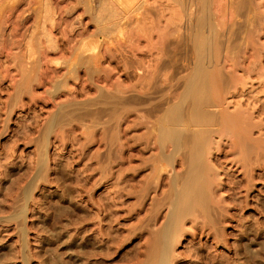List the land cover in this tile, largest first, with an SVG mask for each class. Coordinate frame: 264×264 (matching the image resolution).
<instances>
[{"label": "rangeland", "instance_id": "374dc122", "mask_svg": "<svg viewBox=\"0 0 264 264\" xmlns=\"http://www.w3.org/2000/svg\"><path fill=\"white\" fill-rule=\"evenodd\" d=\"M81 1L0 0V264H153L152 249H161L170 222L165 264H264V0L239 7L223 0H101L99 7ZM206 22L224 41L210 71L228 69L220 68L224 87H212L229 94L220 90L226 103L214 96L205 109L219 114L227 105L236 113L238 106L248 132L243 127L241 139L211 134L205 165L212 166L198 179L204 210L179 221L172 211L189 160L184 145L173 147L164 136L191 140L198 127L184 126L187 102L181 125L165 124V115L179 105L183 77L193 71L190 51L180 64L176 41L205 34L199 27ZM210 170L220 178L211 179Z\"/></svg>", "mask_w": 264, "mask_h": 264}, {"label": "bare ground", "instance_id": "6f19581e", "mask_svg": "<svg viewBox=\"0 0 264 264\" xmlns=\"http://www.w3.org/2000/svg\"><path fill=\"white\" fill-rule=\"evenodd\" d=\"M82 1H85V0H82ZM81 1V2H82ZM90 1V0H89ZM94 3V6L95 7H99L100 5H101V3H102V1L101 0H92ZM112 1V0H111ZM189 1H191V0H189ZM197 1V0H196ZM206 0H201V2H205ZM209 1H211V0H209ZM215 1V0H214ZM219 1V0H218ZM222 1V0H221ZM220 1V2H221ZM225 3L227 2V3H229V6H230V4H233V6H240L239 4L240 3H249L250 2V4H252V2L251 1H253V0H223ZM222 1V2H223ZM256 1V0H255ZM261 1H263V0H261ZM45 2V1H44ZM88 2V1H87ZM104 2H105V0H104ZM103 2V3H104ZM183 2V1H182ZM187 2V1H186ZM191 2H193V1H191ZM198 2V1H197ZM199 2H200V0H199ZM254 2V1H253ZM257 2V1H256ZM255 2V3H256ZM39 4H41L40 2H38ZM43 3V2H42ZM79 3V2H78ZM84 3H86V1L84 2ZM91 3V2H90ZM210 3V2H209ZM239 3V4H238ZM44 4V3H43ZM106 4H107V2H106ZM211 4V3H210ZM213 4V3H212ZM218 4H219V2H218ZM236 4V5H235ZM254 4V3H253ZM109 5V4H108ZM181 5V4H180ZM200 5H201V3H200ZM214 5H215V3H214ZM222 5V4H221ZM223 5H225V4H223ZM48 6V5H47ZM46 6V8H48ZM90 6V5H89ZM88 6V7H89ZM142 6V5H141ZM146 6V5H145ZM212 6V5H211ZM211 6H209V7H211ZM232 6V5H231ZM242 6V5H241ZM44 7L45 6H43V8L42 9H44ZM51 7V6H50ZM71 7V6H70ZM87 7V6H86ZM111 7V6H110ZM110 7L108 6V7H105V8H109L110 9ZM182 7V6H181ZM199 7V6H198ZM224 7V6H223ZM247 7H249V6H247ZM83 8V7H82ZM144 8V7H143ZM182 8H184V7H182ZM181 8V9H182ZM219 8V7H218ZM253 8V7H252ZM49 9V8H48ZM69 9V8H68ZM85 9V12H86V8H84ZM89 9V8H88ZM93 9V8H92ZM99 9V8H98ZM98 9H96V11L98 10ZM114 9V8H113ZM180 9V10H181ZM199 9V8H198ZM211 9V8H210ZM232 9V8H231ZM235 9V8H234ZM237 9H239V8H237ZM260 9V8H259ZM104 10H106V9H103V11ZM111 10V9H110ZM151 10V9H150ZM243 10H244V8H243ZM258 10V9H257ZM89 11V10H88ZM93 11H94V9H93ZM92 11V12H93ZM101 10L99 9V11H98V13L96 14V18H97V15H99ZM102 11V12H103ZM208 11V10H207ZM239 11V10H238ZM248 11V10H247ZM254 11V10H253ZM41 12V11H40ZM44 12V11H43ZM47 12H48V10H47ZM47 12H45V13H47ZM49 12H50V10H49ZM53 12V11H52ZM66 12V11H65ZM95 12V11H94ZM105 12H107V11H105ZM111 12V11H110ZM113 12H114V10H113ZM112 12V13H113ZM148 12V11H147ZM182 12V11H181ZM180 12V13H181ZM191 12V11H190ZM203 12V11H202ZM209 12V11H208ZM217 12V11H216ZM104 13V12H103ZM108 13V12H107ZM111 13V15H113ZM115 13V12H114ZM179 12H177V14H178ZM205 13V12H204ZM211 13V12H210ZM246 13V12H245ZM244 13V14H245ZM90 14V13H89ZM190 14V13H189ZM192 14V13H191ZM233 14H234V12H233ZM236 14H238V13H236ZM261 14H262V12H261ZM263 14H264V11H263ZM42 15H43V13H42ZM50 15V14H49ZM92 15V14H91ZM110 15V16H111ZM194 15V14H193ZM199 15V14H198ZM197 15V16H198ZM207 15H208V13H207ZM210 15V14H209ZM249 15H251V14H249ZM248 15V16H249ZM48 16V15H47ZM93 16V15H92ZM196 16V17H197ZM239 16V15H238ZM254 17L256 16L255 14L253 15ZM262 16V15H261ZM264 16V15H263ZM40 17V16H39ZM38 17V18H39ZM43 17H44V15H43ZM89 17H90V15H89ZM108 17V16H107ZM181 17H182V15H181ZM187 17V16H186ZM188 17H189V15H188ZM199 17H200V15H199ZM253 17V18H254ZM111 18H113V17H111ZM114 18H116V17H114ZM183 18V17H182ZM207 18H210V17H207ZM248 18H250V17H248ZM252 18V19H253ZM261 18H263V17H261ZM46 19V18H45ZM52 19V18H51ZM91 19H93V18H91ZM101 19V18H100ZM103 19V18H102ZM106 19V18H105ZM104 19V20H105ZM110 19V18H109ZM118 19V18H117ZM190 19V18H189ZM38 20V19H37ZM49 20V19H48ZM47 20V21H48ZM94 20H96V19H94ZM111 20V19H110ZM122 20V19H121ZM201 20H202V18H201ZM210 20V19H209ZM255 20V19H254ZM261 20V19H260ZM45 21V20H44ZM51 21V20H50ZM189 21V20H188ZM206 21V20H205ZM205 21H204V24H205ZM250 21V20H249ZM259 21V20H258ZM43 22V21H42ZM52 22V21H51ZM50 22V23H51ZM97 22L98 23H100L99 22V16H98V20H97ZM190 22V21H189ZM196 22V21H195ZM208 22V21H207ZM206 22V23H207ZM211 22V21H210ZM232 22V21H231ZM97 23V24H98ZM112 23V22H111ZM192 23V22H191ZM234 23V22H233ZM236 23V22H235ZM254 23V22H253ZM52 24V23H51ZM211 24V23H210ZM210 24L209 23H207V25H209L210 26ZM262 24H264V23H262ZM102 25V24H101ZM195 25V24H194ZM200 25H202V23H200L199 24V26ZM206 25V24H205ZM244 25H246V24H244ZM252 27H253V25L252 24H250ZM103 26V25H102ZM115 26V25H114ZM118 26V25H117ZM203 26V25H202ZM209 26L208 27H206L205 28V26L204 27H199L200 28V30H201V28H202V30L203 31H206V35L204 34V33H202V35L201 36H194V38H193V36H192V40H191V42H190V40H188L189 41V44L187 43V41H185V38L186 37H183L182 35H180V37L182 36V38L180 39V38H176V40H178V41H176L177 42V45L176 46H178V48H179V53L181 52V57H179L180 58V64L183 66V65H185L184 63H182V61L184 60V56H186L187 57V55H189V56H191L190 54H188V51H190V53L192 54V56L193 57H191V58H193V61L191 60V59H189V56H188V58L187 59H189L190 61H189V63H191V65H192V69H193V71H192V69L190 68V70L192 71V72H190V70H189V72L191 73H187V74H190V76L188 77L187 76V74L185 75V76H187L188 78H186L185 76L183 77V78H185V80L183 79H181L182 80V84H183V86H184V90H183V92H182V89H181V91L180 92H182V93H180L179 92V94H178V100H179V102H178V104L179 105H177V106H175V108L174 109H171L172 111H170L171 113H170V115L166 118V116L167 115H165V119H168V120H166V122H165V124L167 123V121H168V123H172V124H174L175 125V123H176V126L180 123V125H181V121H180V118L182 117V113H181V106H182V104L183 103H185V102H187V106H186V108H185V110H186V112L184 111V113H186V115H184V120H185V125L184 126H186V124H193L194 126H197L198 128H197V130L193 133V131H191V133H193V134H190V136L192 135V137H190L189 139H191V140H188V138L186 137V136H183V134H182V136H180V137H177V138H174V139H172V137L170 136V133L169 132H171V131H168V134L167 135H165L164 137H165V139L166 140H168L169 142H171L172 143V146L173 147H177V145H181V146H183L184 148H186V149H184V150H186L187 152V154H186V156L188 157V162H187V164L186 165H188V167H185V170H186V176L185 177H183L184 179H185V181H186V183H184L183 182V180L184 179H182L181 180V182L183 183V189H182V187H181V190H180V187H178L179 188V201L176 203V209H173V211H172V213H173V215H175V219L177 220H179V221H181V219L185 216V215H188V214H191L192 213V215H193V212L194 211H196V209L197 208H203V210H204V207H203V202H204V200H205V198L203 197V189H204V187H203V189H202V187L199 185L200 183L198 182L199 180V178L202 176V171L204 170L203 169V167L204 168H206L207 169V167H206V165H205V161L207 160H205V156H206V158L208 157L207 155V152H209L208 150H210L209 148H210V146L211 145H213V144H211L210 146H209V144H210V139H211V143H212V138H211V136L214 134V135H217V136H219V135H221V136H223V135H225L226 133H228V132H230L231 134H235L236 136H235V138L237 139V138H239V139H241V138H243V136L241 137V129L243 128V127H245L246 125H244L245 124V122L247 121V119L244 117L245 115H246V113L245 114H243L242 112L243 111H237V109H238V106H237V108L236 107H234V108H236V111H234V112H236V113H233L231 110H229V113L226 111L227 110V105H226V108L224 109V112H222V113H219L218 114V111L217 112H215L214 111V113L212 112V113H209V111H208V109L206 110L205 109V107H208L209 105H210V103H211V105L210 106H212V104H215V103H213V101H212V98L215 96V98H217V100H220L219 102H221V99H219V93H220V90H223V94H221V95H226V94H229V93H227V91H226V89L225 88H221V89H217L218 87H216V89H214V87H212V85H215V84H218V86H220L221 84V86H223V83L226 81L225 80V73H224V75L221 73V70L222 69H225L224 67H219V69L218 68H216V70H215V72L214 73H211V67L213 68V67H218L217 66V61H216V58H215V55H218L217 54V51H219V52H222L220 49V45H223V43H224V41H222L223 40V38H222V35H218V32L216 33V35L214 34V32L212 33V31H214V30H212L211 28L214 26H210V28H209ZM217 26V25H216ZM255 26V25H254ZM263 26V25H262ZM261 26V27H262ZM116 27V26H115ZM184 27V26H183ZM192 27V26H191ZM194 27H196V26H194ZM222 26H220V28H221ZM238 27V26H237ZM245 27V26H244ZM102 28V27H101ZM178 28V27H177ZM193 28V27H192ZM191 28V29H192ZM198 28V29H199ZM264 28V27H263ZM106 28H104L103 27V31L105 30ZM180 29V28H179ZM244 29V28H243ZM94 30L95 29H93V32H94ZM178 30V29H177ZM195 30H196V28H195ZM226 30V29H225ZM232 30V29H231ZM234 30V29H233ZM246 30V29H245ZM253 30V29H252ZM258 30V29H257ZM183 31H185L184 29H183ZM220 31H221V29H220ZM229 31V30H228ZM241 31V30H240ZM251 31V30H250ZM178 32V31H177ZM196 32V31H195ZM222 32V31H221ZM230 32H232V31H230ZM254 32V31H253ZM189 33H191V32H189ZM197 33V32H196ZM196 33H194V34H196ZM199 33V32H198ZM225 33V32H224ZM234 33V32H233ZM257 33V32H256ZM261 33V32H260ZM42 34V33H41ZM98 34V33H97ZM181 34H182V32H181ZM187 34V33H186ZM193 34V35H194ZM204 34V35H203ZM239 33H237V35H238ZM248 34V33H247ZM246 34V35H247ZM259 34V33H258ZM92 35V34H91ZM138 35V34H137ZM226 35V34H225ZM228 35V34H227ZM231 35V33H229V36ZM232 35H234V34H232ZM231 35V36H232ZM236 34H235V36H237ZM260 35V34H259ZM262 35V34H261ZM86 36V35H85ZM179 36V35H178ZM177 36V37H178ZM220 36H221V38L222 39H220ZM231 36H230V39H231ZM239 36V35H238ZM249 36V35H248ZM247 36V37H248ZM258 36V35H257ZM46 37V36H45ZM189 38L188 39H190V34H189V36H188ZM246 37V36H245ZM228 38V37H227ZM232 38H234L235 39V37H233L232 36ZM240 38V37H239ZM250 38V37H249ZM248 39V38H247ZM56 40H57V38H56ZM225 40V39H224ZM245 40V39H244ZM250 40V39H249ZM55 41V40H54ZM81 41V40H80ZM169 41V40H168ZM231 41V40H230ZM235 41V40H234ZM246 41V40H245ZM48 42H50V41H48ZM172 42V41H171ZM170 42V43H171ZM223 42V43H222ZM243 42V41H242ZM247 42V41H246ZM54 43V42H53ZM139 43V42H138ZM137 43V44H138ZM170 43H167V44H170ZM227 43H231V42H227ZM233 43V42H232ZM46 44V43H45ZM172 45H173V43H171ZM220 44V45H219ZM244 44V43H243ZM175 45V44H174ZM218 46V48H216V46ZM226 45V44H225ZM231 45V44H230ZM237 45V44H236ZM47 46V45H46ZM120 46V45H119ZM131 46V45H130ZM134 46V45H133ZM176 46H174V47H176ZM188 46H189V48H190V50H188L187 48H188ZM220 46V47H219ZM56 47V46H55ZM223 47V46H222ZM226 47H228V45H226ZM54 48V47H53ZM119 48V47H118ZM228 48H230V47H228ZM228 48H226L227 49V51H228ZM52 49V48H51ZM176 49H177V47H176ZM219 49V50H218ZM234 49V48H233ZM237 49V48H236ZM148 50V49H147ZM157 50V49H156ZM172 50V49H171ZM222 50H223V48H222ZM242 50V49H241ZM135 51V50H134ZM138 51V50H137ZM231 51V50H230ZM232 51H234V50H232ZM232 51L230 52V54L232 53ZM177 52V51H176ZM175 52V53H176ZM108 53H109V51H108ZM135 53V52H134ZM234 53V52H233ZM97 55V54H96ZM110 55V54H109ZM176 55V54H175ZM182 55H183V57H182ZM219 55H221V54H219ZM238 55V54H237ZM101 56V55H100ZM108 56V55H107ZM152 56V55H151ZM180 56V55H179ZM225 56H227V55H225ZM90 57V56H89ZM95 57V56H94ZM220 57L221 56H219V60H220ZM82 58H84V57H82ZM161 58V57H160ZM160 58H158V60L160 59ZM226 58V57H225ZM229 58V57H228ZM36 59V58H35ZM35 59H34V61H35ZM75 59V58H74ZM79 59H80V56H79ZM96 59H98V55H97V57H96ZM227 59V58H226ZM230 59V58H229ZM233 59V58H232ZM37 60V59H36ZM88 60V59H87ZM90 60V59H89ZM72 61V60H71ZM74 61V60H73ZM76 61V60H75ZM74 61V62H75ZM79 61V60H78ZM81 61H83V60H81ZM81 61H79V62H81ZM185 61V60H184ZM188 61V60H187ZM225 61V60H224ZM235 61V60H234ZM92 62H94V61H92ZM95 62H96V60H95ZM223 62V61H222ZM84 63V62H83ZM89 63V62H88ZM149 63V62H148ZM152 63V62H151ZM173 63V62H172ZM72 64V63H71ZM85 64V63H84ZM94 64V63H93ZM142 64H143V62H142ZM159 64V63H158ZM223 64V63H222ZM231 64H233L232 62H231ZM69 65H70V62H69ZM77 65H78V63H77ZM86 65V64H85ZM125 65V64H124ZM188 65V64H187ZM226 65V64H225ZM236 65H237V63H236ZM68 66V65H67ZM159 66V65H158ZM220 66V65H219ZM222 66V65H221ZM71 67V66H70ZM69 67V68H70ZM74 67V66H73ZM76 67H78V66H76ZM75 67V68H76ZM85 67V66H84ZM97 67V66H96ZM173 67H174V65H173ZM176 67H177V65H176ZM188 67V66H187ZM232 67V66H231ZM234 67H235V65H234ZM78 68H80V65H79V67ZM175 68V67H174ZM220 68H221V70H220ZM71 69V68H70ZM153 69V68H152ZM156 69V68H155ZM176 69V68H175ZM178 69V68H177ZM236 69V68H235ZM86 70V69H85ZM93 70V69H92ZM97 70H98V68H97ZM174 70V69H173ZM230 70V69H229ZM34 71V70H33ZM68 71V70H67ZM66 71V72H67ZM88 71V70H87ZM93 71H96V70H93ZM224 70H222V72H223ZM227 71H228V69H227ZM227 71H224V72H227ZM53 72V71H52ZM57 72V71H56ZM69 72V71H68ZM99 72V71H98ZM188 72V71H187ZM231 72V71H230ZM65 73V72H64ZM34 74H36V73H34ZM72 74H73V72H72ZM183 74V73H182ZM33 75V74H32ZM66 75V74H65ZM73 75H75V74H73ZM86 75V74H85ZM71 76V75H70ZM225 76V77H224ZM229 76V75H228ZM232 76V75H231ZM30 77V76H29ZM34 77V76H33ZM64 78H65V76H63ZM62 77V78H63ZM67 77V76H66ZM92 77V76H91ZM57 78H59V77H57ZM63 78V79H64ZM178 78V77H177ZM30 79V78H29ZM31 79H33V78H31ZM31 79H30V81H31ZM55 79V78H54ZM76 79V78H75ZM146 79V78H145ZM226 79H227V77H226ZM230 79V78H229ZM28 80V79H27ZM37 80V79H36ZM62 80V79H61ZM66 80V79H65ZM179 81H177V83L178 82H181L180 81V79H178ZM228 80V79H227ZM232 80V79H231ZM237 80V79H236ZM57 81V80H56ZM60 82V81H59ZM65 82V81H64ZM33 83V82H32ZM232 83H235V82H232ZM231 83V84H232ZM238 83V82H237ZM51 84V83H50ZM60 84V83H59ZM241 84V83H240ZM65 85H66V82H65ZM178 85V84H177ZM176 85V86H177ZM179 85H181V84H179ZM239 85V84H238ZM242 85V84H241ZM240 85V86H241ZM49 86H51V85H49ZM59 86V85H58ZM183 86H180V87H182L183 88ZM220 86V87H221ZM231 86V85H230ZM65 87V86H64ZM211 87L213 88V89H211ZM224 87V86H223ZM227 87V86H226ZM234 87V86H233ZM239 87V86H238ZM242 87H243V85H242ZM245 87V86H244ZM60 88H62L63 89V87H61L60 86ZM59 88V89H60ZM66 88V87H65ZM64 88V89H65ZM122 88H124V87H122ZM152 88H154V87H152ZM179 88V87H178ZM177 88V89H178ZM234 88H236V87H234ZM67 89V88H66ZM127 89V88H126ZM150 89V88H149ZM229 89V88H228ZM102 90V89H101ZM125 90V89H124ZM174 90V89H173ZM215 90V91H214ZM225 90V91H224ZM234 90V89H233ZM60 91V90H59ZM232 91V90H231ZM237 91V90H236ZM51 92V91H50ZM58 92V91H57ZM107 92H108V90H107ZM226 92V93H225ZM234 92V91H233ZM115 93V92H114ZM125 93H126V91H125ZM152 93V92H151ZM175 93V92H174ZM239 93H241V92H239ZM243 93V92H242ZM100 94V93H99ZM169 94H170V92H169ZM52 95V94H51ZM145 95H147V94H145ZM171 95V94H170ZM237 95V94H236ZM99 96H101V95H99ZM70 97V96H69ZM72 97H74V96H72ZM76 97V96H75ZM102 97V96H101ZM113 97V96H112ZM146 97V96H145ZM66 98V97H65ZM64 98V99H65ZM109 98V97H108ZM115 98V97H114ZM117 98V97H116ZM115 98V99H116ZM119 98V97H118ZM71 99V98H70ZM99 99V98H98ZM104 99V98H103ZM110 99V98H109ZM163 99H165V98H163ZM226 96H224L223 97V101L225 102L226 100ZM236 99V98H235ZM75 100V99H74ZM81 100V99H80ZM83 100V99H82ZM120 100H122V98H120ZM231 100H232V98H231ZM65 101V100H64ZM92 101H94V100H92ZM100 100H98V102H99ZM103 101V100H102ZM161 101V100H160ZM222 101V102H223ZM66 102V101H65ZM79 102V101H78ZM168 102V101H167ZM221 102V103H222ZM223 102V103H224ZM231 101H229V103H230ZM81 103V102H80ZM86 103V102H85ZM118 103V102H117ZM226 103V102H225ZM224 103V104H225ZM228 103V101H227V104H229ZM247 103V102H246ZM61 104V103H60ZM59 104V105H60ZM69 104V103H68ZM100 103H98V105H99ZM104 104H105V102H104ZM159 104V103H158ZM217 104V103H216ZM240 104V103H239ZM64 105V104H63ZM62 105V106H63ZM106 105V104H105ZM112 105V104H111ZM116 105V103L114 104V106ZM170 105V104H169ZM223 105V104H222ZM230 105V104H229ZM237 105V104H236ZM256 105V104H255ZM254 105V106H255ZM57 106V105H56ZM94 106H95V104H94ZM154 106V105H153ZM215 106V105H214ZM220 106V105H219ZM231 106V105H230ZM253 106V107H254ZM59 107V106H58ZM81 107V106H80ZM97 107V106H96ZM216 107V106H215ZM217 107H218V105H217ZM225 107V106H224ZM242 107V106H241ZM249 107V106H248ZM252 107V106H251ZM65 108V107H64ZM64 108H62V109H64ZM101 108V107H100ZM163 108V107H162ZM173 108V107H172ZM243 108V107H242ZM69 109V108H68ZM155 109V108H154ZM240 109V108H239ZM245 109H248V108H245ZM262 109V108H261ZM57 110V109H56ZM59 110V109H58ZM66 110V109H65ZM64 110V111H65ZM81 110V109H80ZM98 110V109H97ZM104 110V109H103ZM110 110V109H109ZM170 110V109H169ZM249 110H250V108H249ZM252 110L254 111L255 109H253L252 108ZM251 110V111H252ZM77 111V110H76ZM102 111V110H101ZM100 111V112H101ZM151 111H152V109H151ZM150 111V112H151ZM162 111V110H161ZM212 111V110H211ZM226 111V112H225ZM230 111H231V114H230ZM262 111V110H261ZM83 112H85V111H83ZM96 112V111H95ZM237 112H241V115L239 114V113H237ZM246 112V111H245ZM65 113V112H64ZM98 113H99V111H98ZM164 113V112H163ZM217 113V114H216ZM77 114V113H76ZM97 114V113H96ZM168 114H169V112H168ZM260 114V113H259ZM79 115V114H78ZM213 115V116H212ZM244 115V116H243ZM248 115H249V113H248ZM74 116V115H73ZM106 116V115H105ZM164 116V115H163ZM241 116V117H240ZM244 117V119H243V117ZM258 116H260V115H258ZM52 117H53V115H52ZM51 116H50V118H52ZM79 117V116H78ZM157 117V116H156ZM247 117V116H246ZM242 118V119H241ZM248 118V120L249 119H251V118H249V117H247ZM164 119V120H165ZM254 119V118H253ZM49 120V119H48ZM58 120V119H57ZM64 120V119H63ZM157 120V119H156ZM160 120H161V118H160ZM242 120H246L245 122L244 121H242ZM259 120V119H258ZM51 121V120H50ZM252 121V120H251ZM257 121V120H256ZM262 121V120H261ZM260 121V122H261ZM63 122V121H62ZM179 122V123H178ZM253 122V121H252ZM258 122V121H257ZM178 123V124H177ZM249 123H251V122H249ZM172 124H171V127H173L172 126ZM190 124V125H191ZM253 124H254V122H253ZM257 124V123H256ZM260 124V123H259ZM154 126H156V125H154ZM161 126V125H160ZM167 126V125H166ZM165 126V127H166ZM169 126V125H168ZM257 126V125H256ZM188 127V126H187ZM190 127V126H189ZM264 127V126H263ZM246 128V127H245ZM255 128H258V127H255ZM162 129H163V127H162ZM161 129V130H162ZM172 129V128H171ZM154 130V129H153ZM165 130H170V129H165ZM174 130V129H173ZM187 130H188V128H187ZM252 130V129H251ZM252 131H254V130H252ZM45 132V131H44ZM150 132V131H149ZM155 132V131H154ZM165 132H167V131H165ZM188 132H190V131H188ZM246 132H248L247 131V128H246ZM260 132V131H259ZM159 133L161 134V137H162V133H161V131H159ZM171 133H173V132H171ZM175 133V132H174ZM185 133L186 132H184V135H185ZM229 133V134H230ZM250 133H251V131H249V136H251L250 135ZM262 133H264V132H262ZM176 134V133H175ZM189 134V133H188ZM212 134V135H211ZM230 134V135H231ZM244 134H245V132H244ZM177 135V134H176ZM233 135H232V137H233ZM263 135V134H262ZM154 136V135H153ZM227 136V135H226ZM260 136V135H259ZM246 137V136H245ZM257 137V136H256ZM264 137V136H263ZM262 137V138H263ZM44 138V137H43ZM227 138H228V136H227ZM250 138H252V137H250ZM261 138V137H260ZM260 138H258V139H260ZM231 139V138H230ZM246 140L247 139H249V138H245ZM156 140V139H155ZM161 140H162V138H161ZM160 140V141H161ZM44 141V140H43ZM163 142L165 141L164 139L162 140ZM189 141H190V144H187V143H189ZM239 142H241L242 140H238ZM250 141V140H249ZM260 141V140H259ZM162 142V143H163ZM239 142H238V144H239ZM244 142H246V141H244ZM263 142H264V140H263ZM166 143V142H165ZM168 143V142H167ZM214 143V142H213ZM258 143V142H257ZM261 143V142H260ZM260 143H259V145H260ZM159 144H161L160 142H159ZM250 144V143H249ZM262 144H264V143H262ZM165 145V144H164ZM189 145V146H188ZM216 145V144H215ZM240 145V144H239ZM244 145H246V143L244 144ZM253 145V144H252ZM254 146V145H253ZM257 146V145H256ZM40 147H42V146H40ZM161 147H163V145L161 146ZM165 148H166V145L164 146ZM215 147V146H214ZM240 148H242L241 146H239ZM238 147V148H239ZM248 147V146H247ZM258 147V146H257ZM257 147H256V149H257ZM213 148V147H212ZM176 149V148H175ZM259 149V148H258ZM179 150V149H178ZM183 150V149H182ZM236 150V149H235ZM211 151V150H210ZM218 151V150H217ZM250 151V150H249ZM256 151V150H255ZM264 151V150H263ZM184 152V151H183ZM259 152V151H258ZM261 152V151H260ZM185 153V152H184ZM210 153V152H209ZM212 153V152H211ZM207 154V155H206ZM224 154V153H223ZM232 154V153H231ZM238 155H239V153H237ZM237 154H236V156H237ZM241 154H242V152H241ZM262 154V153H261ZM185 155V154H184ZM210 155V154H209ZM243 155H245V154H243ZM39 157V156H38ZM38 157H37V159H38ZM219 157V156H218ZM226 157V156H225ZM41 158H42V156H41ZM170 158V157H169ZM174 158V157H173ZM177 158V157H176ZM181 158V157H180ZM208 158H210V157H208ZM238 158V157H237ZM245 158V157H244ZM40 159V158H39ZM156 159V158H155ZM171 159V158H170ZM223 159V158H222ZM41 160V159H40ZM167 160H168V158H167ZM181 160V159H180ZM234 160V159H233ZM236 160H238V159H236ZM241 160V159H240ZM159 161V160H158ZM157 161V162H158ZM171 161V160H170ZM239 161V160H238ZM247 160H245L244 162H246ZM252 161V160H251ZM175 162V161H174ZM182 162V161H181ZM207 162H209V160L207 161ZM221 162V161H220ZM235 162V161H234ZM240 162V161H239ZM241 162H242V160H241ZM218 163V162H217ZM38 164V163H37ZM158 164V163H157ZM175 164V163H174ZM181 164H183V163H181ZM209 164V163H208ZM242 164V163H241ZM247 164V163H246ZM243 165V164H242ZM41 166V165H40ZM185 166V165H184ZM208 167H211V166H209V165H207ZM241 166V165H240ZM244 166V165H243ZM161 167V166H160ZM159 167V168H160ZM169 167V166H168ZM172 167V166H171ZM170 167V168H171ZM158 168V169H159ZM188 168V169H187ZM246 168V167H245ZM154 169V168H153ZM157 169V170H158ZM179 169V168H178ZM209 169V168H208ZM206 170V171H209V170ZM211 170H212V168H210ZM152 170V169H151ZM185 170H184V172H185ZM211 170H210V172H208V173H206V171H205V174H209V173H211ZM39 171V170H38ZM42 171H44L43 169H42ZM183 172V173H184ZM214 172V174L215 173H218L217 171L215 172V171H213ZM38 173H40V172H38ZM152 174H154V173H152ZM177 174V173H176ZM182 174V173H181ZM222 174V173H221ZM35 175V174H34ZM38 175V174H37ZM182 175H184V174H182ZM213 174L211 173V179H214L215 177H216V175L214 176V178H212L213 176H212ZM219 175V174H218ZM230 175V174H229ZM36 176V175H35ZM153 176V175H152ZM174 176V175H173ZM179 176V175H178ZM208 177L210 176V175H207ZM43 178V177H42ZM149 178V177H148ZM179 178V177H178ZM181 178H182V176H181ZM202 178H204V181L206 182V176L205 175H203V177ZM218 178H220V177H216V179H218ZM151 179V178H150ZM201 179V178H200ZM175 180V179H174ZM179 180V179H178ZM147 181H149V179L147 180ZM146 181V182H147ZM171 181V180H170ZM204 181H203V179L201 180V184L203 185V183H204ZM177 182V181H176ZM203 182V183H202ZM208 182V181H207ZM214 182H216V180L214 181ZM219 182V181H218ZM238 182V181H237ZM150 183V182H149ZM152 183V182H151ZM179 183L180 182H178V185H179ZM199 183V184H198ZM208 183H212V180L210 181L209 180V182ZM207 183V184H208ZM170 184V183H169ZM175 184V183H174ZM184 184H186L185 186H184ZM246 184H247V181H246ZM177 185V186H178ZM181 185V184H180ZM206 185V184H205ZM218 186V185H217ZM174 187H176L175 185H174ZM210 188H211V186H209ZM209 187H207V188H209ZM177 188V187H176ZM176 188H174V189H176ZM209 188V189H210ZM147 189V188H146ZM145 189V190H146ZM31 190V189H30ZM178 189H176V191H177ZM213 190H214V188H213ZM172 191V190H171ZM175 191V193L172 191V193H174V194H172V195H174V197H175V195H176V192ZM181 191V192H180ZM203 191V192H202ZM209 191V190H208ZM29 192H31V191H29ZM24 193V192H23ZM168 193V192H167ZM206 193V192H205ZM216 193V192H215ZM211 195H212V193H210ZM206 195V194H205ZM204 195V196H205ZM30 196V195H29ZM213 196H215V195H213ZM172 197V196H171ZM209 197V196H208ZM207 198V197H206ZM213 198V197H212ZM20 199V198H19ZM167 199H169V197L167 198ZM207 199H209V198H207ZM218 199V198H217ZM17 200V199H16ZM21 200V199H20ZM161 200V199H160ZM164 200V199H163ZM176 200V199H175ZM174 200V201H175ZM215 200V199H214ZM162 201V200H161ZM171 201V200H170ZM172 201H173V198H172ZM207 201V200H206ZM218 201V200H217ZM217 201H215L214 203L216 204V202ZM18 202V201H17ZM176 202V201H175ZM212 202V201H211ZM171 203H174V202H171ZM219 203V202H218ZM218 203H217V205H218ZM221 203V202H220ZM21 204V203H20ZM208 204V203H207ZM161 205H162V203H161ZM208 206V205H207ZM224 206V205H223ZM25 207V206H24ZM225 207V206H224ZM21 208V207H20ZM157 208V207H156ZM159 208V207H158ZM19 209V208H18ZM200 209V210H201ZM209 209V208H208ZM207 209V210H208ZM206 210V211H207ZM202 212V211H201ZM23 213V212H22ZM156 213V212H155ZM209 213V212H208ZM207 213V214H208ZM19 214H20V212H19ZM197 214V213H196ZM210 214V213H209ZM208 214V215H209ZM222 214V213H221ZM200 215H202V214H200ZM207 215V216H208ZM172 216V215H171ZM171 216H170V218H171ZM194 217H196L195 215H193ZM192 216V217H193ZM199 216V215H198ZM216 216H217V214H216ZM174 216H172V220L174 219L173 218ZM214 217V216H213ZM169 218V217H168ZM22 219V218H21ZM151 219V218H150ZM165 219V218H164ZM170 219V220H171ZM206 219V218H205ZM165 221V220H164ZM211 221V220H210ZM150 222V221H149ZM202 222V221H201ZM162 223V222H161ZM176 223V222H175ZM178 223V222H177ZM176 223V224H177ZM180 223V222H179ZM195 223H197V222H195ZM204 223V222H203ZM207 223V222H206ZM205 223V224H206ZM18 224V223H17ZM175 224V225H176ZM182 224V223H181ZM193 224V223H192ZM201 224V223H200ZM173 225H174V223L173 222H170V227L172 228L173 227ZM179 225V224H178ZM197 225V224H196ZM168 226V225H167ZM182 227V226H181ZM197 227V226H196ZM171 228H170V230H169V232L168 231H165V232H163L162 233V235H161V239L160 240H162L160 243H162V247H161V249H160V247H158L159 249L157 250L156 248H153L152 249V251H154L155 253H157L158 255H155L156 256V258H155V256H153L154 258V260H151V261H154L153 262V264H165L166 263V260H165V255H166V253H167V250H168V247L166 246L167 245V243L169 242V236H168V234H167V232L170 234V231H171ZM176 228H177V226H176ZM156 229H158V228H156ZM160 229H162V228H160ZM166 230V229H165ZM181 230H183V229H181ZM184 230H185V228H184ZM196 230V229H195ZM161 231V230H160ZM179 231V228H177V232L176 233H179L178 232ZM183 232V231H182ZM184 233V232H183ZM180 234H182L181 232H180ZM159 235V234H158ZM178 235V234H177ZM180 236V235H179ZM158 238H160V235H159V237ZM176 238H178V237H176ZM154 239V238H153ZM155 241V240H154ZM159 242V239H157L156 240V242ZM177 241V240H176ZM175 241V242H176ZM152 242V241H151ZM175 244V243H174ZM71 247V246H70ZM80 249V248H79ZM173 249V248H172ZM171 249V250H172ZM170 250V249H169ZM169 250H168V252H169ZM80 251H81V249H80ZM157 251V252H156ZM82 252V251H81ZM154 252H152V253H154ZM151 253V254H152ZM150 254V253H149ZM173 254V253H172ZM149 256H151V255H149ZM167 256V255H166ZM174 256V255H173ZM179 256V255H178ZM172 256H170V258H171ZM150 258V257H149ZM148 258V259H149ZM158 258V259H157ZM132 259H133V257H132ZM145 259V258H144ZM174 259V258H173ZM141 260V259H140ZM157 260V261H156ZM168 260V259H167ZM172 260V259H171ZM145 262V261H144ZM147 262V261H146ZM169 262V261H168ZM134 263V262H133ZM138 263V262H137ZM146 264V263H145ZM152 264V263H151ZM174 264V263H173Z\"/></svg>", "mask_w": 264, "mask_h": 264}]
</instances>
